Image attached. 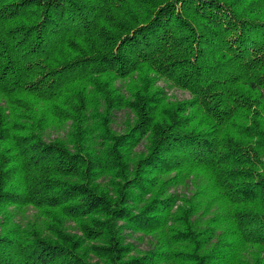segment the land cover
Segmentation results:
<instances>
[{
  "label": "trees",
  "instance_id": "1",
  "mask_svg": "<svg viewBox=\"0 0 264 264\" xmlns=\"http://www.w3.org/2000/svg\"><path fill=\"white\" fill-rule=\"evenodd\" d=\"M116 79L140 85L125 95ZM158 79L191 98L168 103ZM92 102L107 113L101 154L86 142ZM120 108L133 117L117 133ZM68 120L72 145L44 138ZM191 179L187 226L168 228L178 249L157 232ZM131 232L151 251L133 252ZM261 252L264 0H0V264H264Z\"/></svg>",
  "mask_w": 264,
  "mask_h": 264
},
{
  "label": "rangeland",
  "instance_id": "2",
  "mask_svg": "<svg viewBox=\"0 0 264 264\" xmlns=\"http://www.w3.org/2000/svg\"><path fill=\"white\" fill-rule=\"evenodd\" d=\"M113 83L117 86V88L120 89V92H124L125 95H129V90L132 87L135 88L140 85L137 80L134 81L130 79H116ZM154 85L156 87L162 88L163 94H160V96L163 97L168 103L176 104L177 102L187 101L191 98V95L188 92L171 86L167 83V81L163 79L156 80ZM90 108L91 109L86 114L85 122V128L88 130V135L86 134V142L88 145L92 146L94 150L101 154L104 148V131L101 127L105 122V119H103L102 117H104L107 113L104 110L99 109L97 103L95 102L91 103ZM17 113L20 120H27L21 110L18 109ZM132 117L133 115L131 111H129V109L120 108L119 110H115V112H113V114L110 116L109 127L112 131L117 133L125 132L127 130L128 124L131 122ZM61 123L62 126H51L47 128L44 132V138L50 140L55 137H64L68 141L69 145H72L70 143V139L72 138V136L70 135V132L72 130L70 121L68 120ZM140 147L142 148V146ZM196 185H198V181H193V179H191L188 182L187 187L182 185L176 189H171V192L175 191L177 193V200L172 207V213L168 217L172 221H169V224L163 233L161 231L157 232L160 237L165 236L169 243H172V245L178 249H184L185 247H187V243L178 242L177 238H175L174 235L171 234L172 232L168 228L170 227L172 229H180L187 226L183 215L185 212L193 208V205L196 201V198L193 195L194 191L196 190ZM37 212L38 210H34L33 208L24 209L23 211H21L19 214V223L21 228L24 227V224L28 220H32V218H34V216L38 214ZM192 218H194V216H190V219ZM33 221H36L37 223L41 222L40 219H35ZM67 223L71 231L80 233V231L75 228L72 221H67ZM130 231L131 230H126V232ZM134 236H136L134 232H131V234H127V241L129 242V246L134 249L133 252L144 254L146 252H150L154 247L152 243L155 241V238L151 240L152 243H149L150 239L148 237L136 240L134 239ZM250 254L251 253L248 252V255ZM260 256L261 259L264 260V252H261Z\"/></svg>",
  "mask_w": 264,
  "mask_h": 264
}]
</instances>
